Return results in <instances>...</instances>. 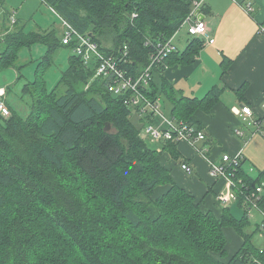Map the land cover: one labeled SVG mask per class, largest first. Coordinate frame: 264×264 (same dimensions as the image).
Here are the masks:
<instances>
[{
  "label": "trees",
  "instance_id": "16d2710c",
  "mask_svg": "<svg viewBox=\"0 0 264 264\" xmlns=\"http://www.w3.org/2000/svg\"><path fill=\"white\" fill-rule=\"evenodd\" d=\"M42 1L82 34L92 33L103 54L118 55L127 45L133 74L149 64L153 44L174 36L193 8V0ZM4 2L0 70L16 67L25 82L18 103L4 98L10 88L0 95L10 110L5 118L0 114V264H264V244L254 240L260 223L252 227L246 211L237 218L229 208L220 216L205 210L175 181L161 157L165 150L178 157V142L158 149L141 137L145 120L154 119H136L124 97L109 90L111 78L96 75L99 59L86 63L52 27L32 28L16 16L12 21L15 13ZM35 46L43 47L40 58L26 59L22 51ZM203 46L201 36H192L165 65L190 63ZM62 49L69 50L68 61L51 86L47 70ZM33 61L35 76L29 78L23 69ZM230 63L222 62L224 74ZM165 65L154 69L147 93L154 100L163 95L172 117L205 130L194 113L210 110L223 89L216 85L203 98L186 97L167 79L154 81ZM245 163L242 156L237 177L256 189L264 169L253 175ZM259 206L264 211V188ZM227 227L243 239L231 256Z\"/></svg>",
  "mask_w": 264,
  "mask_h": 264
},
{
  "label": "crops",
  "instance_id": "0c3cea01",
  "mask_svg": "<svg viewBox=\"0 0 264 264\" xmlns=\"http://www.w3.org/2000/svg\"><path fill=\"white\" fill-rule=\"evenodd\" d=\"M249 3L253 7L250 13L244 9ZM205 15L210 37L208 40L201 37L204 46L195 60L165 66L160 74H154V81L159 83L165 78L177 93L186 97L203 98L216 85L223 90L219 102L210 110L198 109L194 113L206 131V139L195 143L179 141L178 157L165 150L161 160L179 185L202 200L205 210L220 216L229 208L239 218L234 213L242 212L243 206L238 201V204L225 205L219 200V194L228 192L230 186L224 178L211 174V162H220L225 153H241L246 160L244 168L249 173L257 175L264 169V135L254 134L248 141L246 137L254 132L255 126L243 123L233 110L247 105L253 110V120L264 117V0H205ZM226 59L231 63L224 74L222 62ZM240 88H243L241 94L237 92ZM165 103L170 115L171 105L168 101ZM237 129H242L246 136H238ZM166 144L167 141L159 149ZM185 161L192 164L191 174L181 167ZM162 189L164 187L158 191ZM225 231L231 256L241 247L243 239L232 227Z\"/></svg>",
  "mask_w": 264,
  "mask_h": 264
},
{
  "label": "built area",
  "instance_id": "2783aa9c",
  "mask_svg": "<svg viewBox=\"0 0 264 264\" xmlns=\"http://www.w3.org/2000/svg\"><path fill=\"white\" fill-rule=\"evenodd\" d=\"M204 7L205 0H193V8L181 28L187 27L188 33L191 36H201L208 40L210 37L209 27L205 18L201 15L205 14L203 11ZM244 9L250 13L253 7L249 3L244 6ZM57 15L59 14L57 13ZM137 16L138 14L135 12L133 18ZM59 17L63 20L65 25V32L62 37L63 43L75 45V52L81 55L86 63L89 62L91 57H97L99 59L96 75L111 78L109 84V90L111 92L123 96L125 104L136 111L140 116H149L152 119H155L157 116L162 118L160 126H154L153 124L143 126L142 129L146 131L147 134L152 135L156 139L164 138L166 141L176 142L188 141L190 143H195L196 141L206 139L207 134L205 130L195 124L166 115L161 110L158 100H154L147 93V88H149L152 81L154 69L160 65H165L166 60L177 50L174 44V38L178 31L174 36L159 40L153 44L154 50L150 55L149 64L133 74L130 69H128L131 68V66L130 51L127 45L124 46L120 54L107 56L99 50L98 45L92 41L90 35L82 34L68 20L60 15ZM14 20L15 15L12 16V21ZM4 94L5 88H0V95ZM233 110L241 117L243 123L255 126L256 129L252 135L256 133H262L264 135V117L262 119L253 120V110L247 105H243L240 108L235 107ZM0 114L4 117L10 115V110L3 101H0ZM236 133L240 137L246 136L242 129H237ZM201 152L205 153V151L202 150ZM241 157V153L237 155L225 153L220 162H211V174L214 177L224 178L230 186L228 192H221L219 194V200L225 205H229L234 201L242 199L243 207H245L246 212L250 211L253 207L258 208L263 213V221L260 225L264 230V211L259 206L264 182L258 185L256 189H251L242 178L237 177ZM181 167L189 174L193 172L192 166L187 162H183Z\"/></svg>",
  "mask_w": 264,
  "mask_h": 264
},
{
  "label": "rangeland",
  "instance_id": "374dc122",
  "mask_svg": "<svg viewBox=\"0 0 264 264\" xmlns=\"http://www.w3.org/2000/svg\"><path fill=\"white\" fill-rule=\"evenodd\" d=\"M4 6L6 9L10 11H14L15 16L19 18L21 21H29L32 28H39L38 26H42V30H46L49 28H54L57 32V35L61 38L63 37V33L65 32V25L63 23V20L57 15V13L51 9L45 2L42 0H5ZM1 15V14H0ZM1 24V19H0ZM2 28L0 26V33ZM192 36L188 33L187 27H182L177 32L176 37L174 38V44L177 47V50L183 51L188 43V40H190ZM43 52L42 46H35L31 49H24L22 51L23 56L29 60V58L37 59L40 58ZM68 49H62L58 55H56V65L53 67L48 68L47 70V78L49 80V85H54L57 80L60 78V69L67 64L68 61ZM93 60V59H92ZM91 60V61H92ZM36 61V60H35ZM35 69H36V63L30 62L28 63L24 69L23 74H25L26 77L33 78L35 76ZM19 72L16 67H8L5 69L0 70V87L5 88L6 90L10 88L9 92L4 95L5 99H8L10 102L15 103V101L18 103L21 93H22V87L25 82V77L22 79L18 78ZM0 99L2 97L0 96ZM25 101V99H24ZM165 98H161L158 100L161 110L168 115L169 108L168 105L165 103ZM23 106V104H20ZM18 107V105L16 104ZM20 110H23L24 108H19ZM137 117H141L138 113H136ZM144 117V116H143ZM145 120L146 124H153L154 126H160L162 123V118L160 116L155 117V120L152 123L147 122ZM256 129V128H255ZM260 134V133H256ZM255 134V135H256ZM141 135L145 141L149 143L151 147L158 148L164 144L166 141L164 138L156 139L152 135L147 134L146 131L142 129ZM255 135L247 136L246 139L249 141L251 138H253ZM234 204H238L237 201H234ZM238 206V205H236ZM245 211V207H242ZM242 209V212H234L238 217H240L244 211ZM249 215V219L252 221V227L255 226L256 223H261L263 221V213L256 207H253L250 211L247 212ZM264 233V230L257 231L255 235V242L262 246L264 244V236L262 234Z\"/></svg>",
  "mask_w": 264,
  "mask_h": 264
},
{
  "label": "water",
  "instance_id": "95a60500",
  "mask_svg": "<svg viewBox=\"0 0 264 264\" xmlns=\"http://www.w3.org/2000/svg\"><path fill=\"white\" fill-rule=\"evenodd\" d=\"M202 15V17L203 18H205L206 17V15L205 14H201ZM92 35V33H90V36ZM4 40H3V38H0V42H3Z\"/></svg>",
  "mask_w": 264,
  "mask_h": 264
},
{
  "label": "bare ground",
  "instance_id": "6f19581e",
  "mask_svg": "<svg viewBox=\"0 0 264 264\" xmlns=\"http://www.w3.org/2000/svg\"><path fill=\"white\" fill-rule=\"evenodd\" d=\"M12 14V13H11ZM14 23V22H13ZM64 34V33H63ZM72 45V44H71ZM8 107V106H7ZM5 118V117H4ZM221 178V177H220ZM228 186H229V184H228Z\"/></svg>",
  "mask_w": 264,
  "mask_h": 264
}]
</instances>
